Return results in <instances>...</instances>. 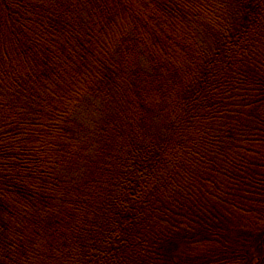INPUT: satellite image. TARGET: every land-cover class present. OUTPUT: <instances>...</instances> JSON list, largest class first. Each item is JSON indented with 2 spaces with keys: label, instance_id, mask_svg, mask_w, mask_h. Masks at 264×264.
<instances>
[{
  "label": "trees",
  "instance_id": "trees-1",
  "mask_svg": "<svg viewBox=\"0 0 264 264\" xmlns=\"http://www.w3.org/2000/svg\"><path fill=\"white\" fill-rule=\"evenodd\" d=\"M0 264H264V0H0Z\"/></svg>",
  "mask_w": 264,
  "mask_h": 264
},
{
  "label": "rangeland",
  "instance_id": "rangeland-1",
  "mask_svg": "<svg viewBox=\"0 0 264 264\" xmlns=\"http://www.w3.org/2000/svg\"><path fill=\"white\" fill-rule=\"evenodd\" d=\"M85 115H86V112H85V111H83V114L80 116V117H81V119H82V118H84V117H85Z\"/></svg>",
  "mask_w": 264,
  "mask_h": 264
}]
</instances>
